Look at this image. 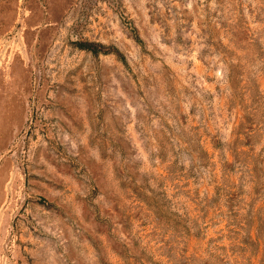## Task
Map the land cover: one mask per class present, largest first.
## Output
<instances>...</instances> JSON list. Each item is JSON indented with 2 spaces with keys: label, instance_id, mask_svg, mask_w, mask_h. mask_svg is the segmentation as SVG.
Returning <instances> with one entry per match:
<instances>
[{
  "label": "rangeland",
  "instance_id": "rangeland-1",
  "mask_svg": "<svg viewBox=\"0 0 264 264\" xmlns=\"http://www.w3.org/2000/svg\"><path fill=\"white\" fill-rule=\"evenodd\" d=\"M0 264H264V0H0Z\"/></svg>",
  "mask_w": 264,
  "mask_h": 264
}]
</instances>
